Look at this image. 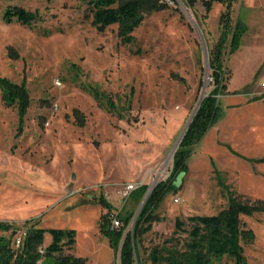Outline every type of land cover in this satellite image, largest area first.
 <instances>
[{"label": "rangeland", "instance_id": "374dc122", "mask_svg": "<svg viewBox=\"0 0 264 264\" xmlns=\"http://www.w3.org/2000/svg\"><path fill=\"white\" fill-rule=\"evenodd\" d=\"M167 1L123 42L116 23L97 30L87 0H0V221L17 227L14 235L23 222L44 228V248L48 229H73L75 243L64 253L80 264H119L100 229L107 212L101 198L113 213L133 216L143 196L135 189L126 195L127 185L167 179L178 147L171 150L202 88L208 95L214 86L206 58L225 3L210 0L207 10L206 0L192 7ZM263 4L232 3L231 24L238 15L244 29L237 48L223 50L226 87L216 94L213 122L191 146L178 188L158 199L161 219L143 237V264H150L152 246L185 239L176 217L189 228V215L217 214L233 198L264 202ZM15 5L40 16L7 21ZM9 84L24 88L26 99ZM240 219L251 229L241 240L246 264H264V209ZM53 260L41 253L37 264Z\"/></svg>", "mask_w": 264, "mask_h": 264}, {"label": "trees", "instance_id": "16d2710c", "mask_svg": "<svg viewBox=\"0 0 264 264\" xmlns=\"http://www.w3.org/2000/svg\"><path fill=\"white\" fill-rule=\"evenodd\" d=\"M173 1V0H171ZM196 0H185L192 7ZM225 3L226 9L220 14L221 29L219 36L209 49V65L214 82L210 90L201 102L199 109L191 120L185 134L175 152L173 168L165 180L159 181L146 198L141 207L132 228L125 231L133 213H121L117 211L120 225L112 226L111 214L113 206L101 198L107 212L101 216L100 229L106 233L114 248L119 253V264H143L140 256V247L144 235L152 228L154 221L161 218L155 212L158 199L168 190L178 188L182 175L186 170V158L191 146L199 139L207 127L213 122L217 112L216 94L226 87V66L224 64L223 50L227 46L229 51H234L244 27L237 18L231 24V9L234 0H219ZM90 13L98 31H104L110 24H117V34L123 42H130L133 38V30L144 18V15L152 10H160L168 7L167 0H87ZM206 9L211 6V1H205ZM38 10H29L21 5L8 8L4 14L7 21L17 20L20 23H29L39 17ZM11 94H19L26 99L24 88L18 84H9ZM25 105V103H24ZM83 118H80L82 123ZM147 184H140L135 192L141 198L145 193ZM132 193V191L130 192ZM257 207L247 201L233 198L227 208L217 214H193L187 217L191 224L184 227L185 220L175 218V231H184L186 237L180 242L154 245L148 252L147 258L150 264H246L241 240L250 237L251 229H246L240 219L241 214L251 213L255 209H264V202ZM26 225V233L18 248L13 246L14 232L17 227L11 223L0 221V230L10 231V235L0 234V264H37L41 253L44 228H34ZM51 241L43 248V255L53 256L51 264H80L79 259L70 253H64V248H72L75 243L73 229L50 228ZM167 241H170L167 239ZM226 259V260H225Z\"/></svg>", "mask_w": 264, "mask_h": 264}, {"label": "water", "instance_id": "95a60500", "mask_svg": "<svg viewBox=\"0 0 264 264\" xmlns=\"http://www.w3.org/2000/svg\"><path fill=\"white\" fill-rule=\"evenodd\" d=\"M207 60H208V57L206 58V65L209 64V61H207ZM206 67H207V66H206ZM204 91H205V87L202 88V90H201V92H200V95H199V98H198V100H197V103H196V105H195V108H194V110L192 111V113L190 114V117L188 118L187 122L185 123L183 129L181 130V132H180V134H179V136H178V138H177V140H176V142H175V144H174V146H173V148H172L171 151L174 152V151L176 150V148L178 147V145L180 144V142H181V140H182V137H183V135L185 134V131L187 130V128H188V126H189L191 120L193 119L194 115L196 114L197 109H198L199 106H200L201 101H202L203 98L207 95V94H205ZM154 185H155V182L152 183V184H150V185L148 186L146 192L144 193V195H143V197H142V199H141V201H140V203H139L138 208L136 209L134 215L132 216V220H131V221H132V224H133L134 220L136 219V217H137V215H138V213H139V211H140L142 205L144 204L146 198L148 197L149 193H150L151 190L153 189ZM125 231H126V230H125ZM118 259H119V253H118Z\"/></svg>", "mask_w": 264, "mask_h": 264}, {"label": "built area", "instance_id": "2783aa9c", "mask_svg": "<svg viewBox=\"0 0 264 264\" xmlns=\"http://www.w3.org/2000/svg\"><path fill=\"white\" fill-rule=\"evenodd\" d=\"M137 187H138L137 184L129 183L127 185V187H126L125 194L127 195L128 193H130L133 189H135ZM110 218H111V224H112V226H118V225H120V219H119V217L117 215V212L112 213L111 216H110ZM25 233H26V230H25V228H23V230H20V232H18L17 234L14 235V237H13V246L15 248H18L21 245L22 239H23ZM39 252L40 253H43L44 252V249L42 247H40L39 248Z\"/></svg>", "mask_w": 264, "mask_h": 264}, {"label": "crops", "instance_id": "0c3cea01", "mask_svg": "<svg viewBox=\"0 0 264 264\" xmlns=\"http://www.w3.org/2000/svg\"><path fill=\"white\" fill-rule=\"evenodd\" d=\"M263 6H264V4H263ZM263 6H262V7H263ZM260 8H261V7H260ZM263 8H264V7H263ZM263 8H261V9H263ZM237 18L239 19L238 15H237ZM263 64H264V63H263ZM263 64H262V65H263ZM260 66H261V65H259V66L257 67L258 70L261 68ZM258 93H259V94H264V90H260V91H258ZM262 99H264V96L262 97Z\"/></svg>", "mask_w": 264, "mask_h": 264}, {"label": "bare ground", "instance_id": "6f19581e", "mask_svg": "<svg viewBox=\"0 0 264 264\" xmlns=\"http://www.w3.org/2000/svg\"><path fill=\"white\" fill-rule=\"evenodd\" d=\"M173 151H171L170 156L172 155Z\"/></svg>", "mask_w": 264, "mask_h": 264}]
</instances>
